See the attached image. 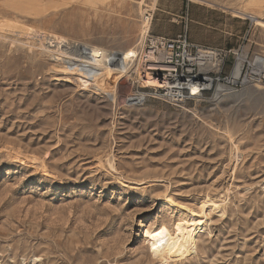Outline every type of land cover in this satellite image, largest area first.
Wrapping results in <instances>:
<instances>
[{
	"label": "rangeland",
	"instance_id": "obj_1",
	"mask_svg": "<svg viewBox=\"0 0 264 264\" xmlns=\"http://www.w3.org/2000/svg\"><path fill=\"white\" fill-rule=\"evenodd\" d=\"M147 33L220 49L198 70L211 89L155 91ZM55 35L136 53L124 73L58 80ZM263 60L264 0H0V264H264ZM200 217L191 244L155 254L150 232Z\"/></svg>",
	"mask_w": 264,
	"mask_h": 264
},
{
	"label": "bare ground",
	"instance_id": "obj_2",
	"mask_svg": "<svg viewBox=\"0 0 264 264\" xmlns=\"http://www.w3.org/2000/svg\"><path fill=\"white\" fill-rule=\"evenodd\" d=\"M7 24H8L7 27L9 26L12 29L15 28L17 33H20L23 30L21 28L22 26L20 27V23L17 20H11L10 23L7 22ZM23 32H24V30H23ZM13 33L16 34L14 31H13ZM22 33H20V34L23 35ZM67 40H69V39H67ZM67 40L63 39L62 37H57L55 35L53 37H45L42 40L43 42L42 41H41L42 43L40 42L41 44H43V48L45 49L42 52L43 53L46 52L47 56H49V59L51 58V60L56 61L58 64H60L59 66L63 67L60 74L56 78L58 80L69 81L70 76H67V74H66V73H68L67 69H69L71 71V72H69L70 75H71V73H73L74 70L79 69L81 71H85V72L90 73L91 75H89V74L88 75L93 76V77H98V75H100V74L106 75L109 72L110 73L111 72L124 73V72H126L128 64H130V62L133 60L135 53H136L133 50H131V48H130L129 50H125L122 52H117V53L111 52L112 54L107 56L106 55L107 53H105L103 50H101L97 46H94L95 44L86 45L82 42L70 41V40L67 41ZM58 47L62 49L63 52L62 51L61 52L63 54L62 53L58 54V55L55 54V51L58 49ZM56 53H59V52H56ZM148 53H149V55L147 56V58H149V59L146 60V62L161 63V64H157L158 67H155L156 70H160V72L157 74V76H159V74L161 72H163V70H165L163 73L166 75V78H167V79L164 78L165 80L164 79L163 80H160V79L157 80L155 78L154 79L155 83L153 85L159 87L157 89L168 91L169 96H171V97L174 96L173 93L175 92L176 88L190 87L193 89V93H197L196 88H202V89H210L211 88L212 79L200 75L198 72L199 69L196 71L195 76L193 77V80H191L192 84H190V81H187L182 76L181 77H175L172 74L173 68L171 67L170 64L162 63V61H159L160 58L158 59L154 55V53H152L150 51ZM46 58H48V57H46ZM207 59H208V56L201 52L197 57L198 68L207 66V64H206ZM260 62H262L261 58L260 59L258 58V61H256L257 66L260 65ZM66 70H67V72H66ZM241 70H242V65L240 62H238L237 65L235 66L231 76H230L231 79L229 77L228 82L229 81H231L232 83L235 82L239 78V76L241 75ZM190 72H191V70H188V73H190ZM57 73H59V72H57ZM150 77L153 79L155 77V75H152ZM168 77H170V78H168ZM83 82H84V80H83ZM97 82L93 83L92 89L108 94V90H106L107 88L105 89V88L101 87L100 83H97ZM245 82L248 83L247 80ZM249 82H252V81H249ZM214 92L216 94L217 93H225V94H230V95H238L239 93L242 94L241 90H236L232 87H228V86H224V85H216V87L214 88ZM127 100H129V99H127ZM130 100L139 101V99H137V97H135V96L133 98H131ZM173 100L174 101H184L180 98L173 99ZM202 223H203V218L200 217L197 219H193L191 224L188 226H186V225L183 226L181 224H178L177 234H175L173 236L168 234L165 225L158 226V228H156L154 231L150 232V233H152V238L155 239V241L153 242L155 254L163 257V256H168L172 252L181 251L183 248H185L187 245H189L193 242L192 230H193V228L196 229L197 227H199ZM160 238H162V240H161L162 243L160 242Z\"/></svg>",
	"mask_w": 264,
	"mask_h": 264
},
{
	"label": "built area",
	"instance_id": "obj_3",
	"mask_svg": "<svg viewBox=\"0 0 264 264\" xmlns=\"http://www.w3.org/2000/svg\"><path fill=\"white\" fill-rule=\"evenodd\" d=\"M144 50L154 53L158 59L160 58L159 61H162V63L170 64L173 68L172 74L175 77H184L187 81H190V84H192L191 80H193L196 71L199 69L197 57L201 52L208 56L206 62L208 67H215L217 65L216 67L218 69L220 63L223 61V58L221 57L222 51L220 49L215 47L203 49L202 47L194 45L188 40V37L185 33H180L172 38L163 35L147 33L144 40ZM156 63L161 64L158 62ZM188 70H191V72L188 73ZM163 72H161L159 76L156 77L157 80H163L166 78V75ZM196 89L197 93H193V89L190 87L176 88L175 92L173 93L174 96L172 97L169 96L168 91L165 90V92H167V95L172 100L180 98L185 101L187 99H196L205 91L209 90L202 88ZM154 90L156 91L160 89L154 88Z\"/></svg>",
	"mask_w": 264,
	"mask_h": 264
}]
</instances>
